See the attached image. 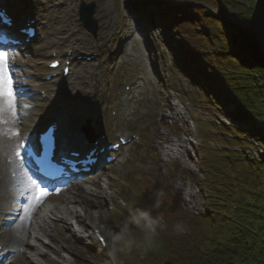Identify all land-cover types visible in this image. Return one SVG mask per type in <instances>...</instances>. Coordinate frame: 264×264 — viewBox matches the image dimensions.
Returning <instances> with one entry per match:
<instances>
[{
    "label": "rangeland",
    "instance_id": "1",
    "mask_svg": "<svg viewBox=\"0 0 264 264\" xmlns=\"http://www.w3.org/2000/svg\"><path fill=\"white\" fill-rule=\"evenodd\" d=\"M0 1L11 4L12 14L26 13L40 20L37 39L29 46L19 48L13 61L19 91L22 92L19 96L24 99L21 111L24 109L26 115L34 111L41 113V117L34 116V120H39L41 126L49 120L47 111H61L60 106L54 103V97L39 101L35 95L26 98L24 94L25 91L35 93V89L41 90L39 95L47 94L45 91L49 88L46 84L49 83L45 81V78L49 72L46 66L52 59L49 57L51 51L57 49V52L65 53L70 45L69 42L63 44L60 42L61 37L63 39L67 36L63 33L67 29H61L60 25L61 20L66 19L72 25L75 35L89 37L98 42L95 44L96 48L94 44H89L85 48L88 40H83L81 45L83 48L81 50L87 51L86 54H93L96 59L88 62L83 68L84 73L77 78L84 86V92L78 94L80 96L77 103H90L91 107L87 108L92 112L95 108L101 110L100 133L109 137V141L116 142L122 135L133 138V142L121 150L118 160L107 166V169L93 179L99 181L98 187L89 183L73 184V181L67 184L71 191H75L78 186L83 188L88 186L92 187L96 193L104 180L111 184L109 189L111 199L85 193L86 202L83 204L88 208L85 223H87L86 228L90 238L83 239L78 233L70 235L61 225L55 227L54 232L57 236L54 238L58 240L59 246L64 240L62 242L65 245L63 256L70 261V264H101L102 260L107 259L106 249L100 248L94 237V229H99L104 235L103 229L106 225L114 226V221L123 219V216L116 211L119 208L116 204L118 196L127 197L137 202L138 206L146 207L152 203L151 194L163 188L167 193V200L159 211L164 215L168 216L169 209L179 208L191 213L206 212L210 187L203 184L205 172L201 165V149L207 142L215 150L223 151L228 148L214 136L219 134L215 124L231 125L230 122L238 120L232 114L236 112L232 105L236 106V104L229 100L228 96H221L217 101L222 104L217 107L207 96L206 90L184 73V67L188 68V66L183 63L181 38L177 36L173 28L163 26L159 22L166 2L164 0H84L97 3L95 17L99 19L100 27L97 36H94L81 25L79 20V4L82 0ZM223 12L232 15L237 13V9H228ZM222 22L225 26H229V22ZM246 24L247 22L239 29V34L247 32ZM247 26L249 27V20ZM227 29L225 30L226 40L230 50L234 46L231 37L233 30ZM50 35L53 38V44L48 47L46 40L50 38ZM102 37L105 39L100 41ZM189 67L192 68L191 65ZM92 68L97 71L100 93L95 98L92 95L88 100L87 92L94 90L90 81ZM74 78L76 73L73 76L70 75L66 81L69 84ZM56 87L61 85L57 83ZM67 89L63 90L65 93H70V89ZM211 93L217 95L214 90ZM174 103H178V107L184 110L188 118L187 124L193 128V133L189 135L194 142V147L191 149L192 158L167 157L160 146L161 141L158 138L160 133L165 132L169 137L185 133L186 123L177 118L167 117ZM230 106L231 109H229ZM26 115L21 113L18 115L16 111V124L22 125L28 117ZM68 119V127L64 125L65 131L66 128L72 129L74 127L72 125L77 122L76 117H68ZM260 119L264 121V116ZM23 131L26 133L25 128ZM250 132L243 138L248 141L255 140L258 136L252 130ZM16 133L18 132L15 131L14 135ZM17 137L18 135L15 136V147L17 146L18 150ZM260 141L253 143V146L259 147ZM239 147H234V150ZM16 159L14 155V160ZM10 160L11 158L5 166L11 170L14 160ZM169 186L171 187L168 188ZM183 187L191 190L193 194L187 197ZM7 196L2 199V203L5 207L14 206L11 210H16V202L6 201ZM190 198L197 201V208L189 207L187 199ZM95 202L99 207L94 206ZM98 211L100 214L97 213ZM121 211L124 215L127 214L126 210ZM8 219L11 220L7 215H0V225L7 224ZM43 240L49 248L54 247L53 243L48 244L50 240L46 236H43ZM1 241L6 242L7 247L12 250L10 264H38L28 258L26 253L20 256L12 237L8 234H5ZM161 245V239L158 237L147 252L142 254L134 252L128 264H137L135 256L144 257L159 250ZM41 250L48 251L44 246ZM48 252L51 258H58V255L53 252ZM45 264L52 263L47 261Z\"/></svg>",
    "mask_w": 264,
    "mask_h": 264
},
{
    "label": "trees",
    "instance_id": "2",
    "mask_svg": "<svg viewBox=\"0 0 264 264\" xmlns=\"http://www.w3.org/2000/svg\"><path fill=\"white\" fill-rule=\"evenodd\" d=\"M172 1L177 4L167 5L159 22L173 28L181 38L183 63L188 66L184 73L206 90L217 107L222 104L217 99L228 96L238 110L232 113L235 119L263 117L264 67L250 55L247 26L255 0ZM213 7L237 9L229 26L213 14ZM246 22L247 32L241 35L238 31ZM225 27L233 30L234 46L230 50ZM215 126L219 134L214 136L228 148L215 150L207 142L201 149L203 184L210 187L207 211L169 209L165 222L170 227L183 221L186 233H161L159 250L135 256L137 264H264V160L234 150L250 145L243 138L248 134L246 128Z\"/></svg>",
    "mask_w": 264,
    "mask_h": 264
},
{
    "label": "bare ground",
    "instance_id": "3",
    "mask_svg": "<svg viewBox=\"0 0 264 264\" xmlns=\"http://www.w3.org/2000/svg\"><path fill=\"white\" fill-rule=\"evenodd\" d=\"M16 17L20 19L22 14L18 13L16 14ZM60 25L61 29H67L65 32H63L67 34V36H64L63 39L61 37L60 42L62 44L69 42L74 49L73 52L75 54L79 53L80 50L83 49L81 47L83 40H88L85 48L88 47L89 44H94V48H96L95 44L98 43L97 41H94L89 37H81L80 35L72 34V25H70L68 20H61ZM59 35L62 36L61 33H59ZM52 44L53 38L50 35V38L46 40V45L50 47ZM54 50L57 51V49ZM62 57L66 58V60H73V62L75 61V58L69 57L68 55ZM78 65L79 67L75 72L76 78H74L73 81H70L69 84L66 83V78H63V76L59 77L60 79L58 83L60 85L61 83H66V89L69 85L68 89H70V93H65V90H63L61 87H56L52 84H46L49 88V90H47V98L54 97L55 103L60 106V110L64 113V115H61L60 112L57 113L58 110H52L51 112L47 111V113L50 114L49 121L57 120L59 124L62 125L59 129V141L61 145H67L71 148L78 144L80 139L85 135L84 128L81 130L79 125L82 123L84 127V123H89V118L93 117V112L86 107V103H77L80 96L78 94H81L82 91L84 92V86L77 78H79L80 74L84 73L83 68L87 64L80 63ZM91 71L92 76L90 81L94 86V90L93 92H87V95L89 96L88 100L92 95L94 97L99 92L97 71L93 68ZM91 84L87 85L89 86ZM39 91L41 90L35 89L34 95L39 101H43L42 97H40L41 95H39ZM20 102L23 105L24 99L20 98ZM0 103H2V101H0ZM178 106V103H174L173 109L169 114H167V117L177 118L186 123L185 133L174 137H169L165 132H162L158 138L161 141V149L167 157L181 156L185 159H188V157L192 158L191 149L194 147V142L189 136L191 133H193V128L187 124V115L184 110ZM18 112V115H20V113L22 115H26V111L24 109H22V111L19 110ZM41 115L42 114L37 111L27 113L26 116L28 117L25 120L23 126L20 127L16 124V116L13 117L7 110L0 113V120L8 121L7 123H0V215H7L11 218V220L8 219L7 224L0 225V245L5 247L8 246L6 242L1 241V238H4V235L8 234L12 237L13 242L15 243L16 251L20 252V256L26 253L28 258L34 260V262H37L38 264H45L47 261H50L52 264H70V261H68L63 256L65 245L62 242L64 240L60 242L59 246V244H57L58 240L54 238L57 236L54 232L55 227L57 225H61L66 228V232H68L70 235L78 233L83 239L90 238L86 228L87 223H85V217L88 211V208L83 204L86 202L85 193L90 195L97 194V196L100 195L104 199H111L109 194L111 184L109 181L104 180L103 184L100 185L101 191L99 189L98 193H96L92 187L89 188L88 186L84 188L78 186L76 187L77 189L75 191H71L69 187H65L58 192L55 191V188L51 186L49 189L52 190L48 191L49 195H47L41 203L37 204L32 199V196L36 191V185L38 184L37 181L32 179L22 166H20V168L17 169V173L14 174L10 171V169H8V166H5V164L8 163L9 158L14 160V155L17 157V146L15 147L16 135H14L15 131L24 130L25 128L26 132H28L27 136L33 138L37 133L40 132L38 130L43 131L45 129L39 128L41 126L39 120H34V116L41 117ZM68 117H76L78 122L72 125L74 126L72 129L66 128L65 131V126L68 127ZM246 130L248 133H250V129L246 128ZM20 137L21 135L18 137L19 143L23 139ZM184 164H186L185 161ZM88 183L94 187L99 186V181L97 180H90ZM183 190L187 197H190L193 194L192 191L186 187H183ZM6 195H8L6 197V201L16 202V210H11V208L14 206L5 207V204L2 203V199ZM187 201L189 207L194 209L198 207L196 200L190 198L187 199ZM94 206L99 207V205L97 206V202H95ZM97 213L100 214L99 211ZM75 226L78 227L75 228ZM43 236H46L50 240L48 244L53 243L54 247L49 248L46 246ZM42 246L47 248L48 251L58 255V258H51V255L48 251L46 252L45 250H41ZM7 248L11 250L10 247Z\"/></svg>",
    "mask_w": 264,
    "mask_h": 264
},
{
    "label": "clouds",
    "instance_id": "4",
    "mask_svg": "<svg viewBox=\"0 0 264 264\" xmlns=\"http://www.w3.org/2000/svg\"><path fill=\"white\" fill-rule=\"evenodd\" d=\"M151 198V205L141 207L127 197H117L116 204L119 208L116 211L123 219L116 220L114 226L106 225L103 229L107 259L102 260L101 264H128L134 252H147L161 233H186L187 225L183 221H176L169 227L163 212L159 211L166 203V191L163 188L157 189L151 194ZM121 210H126L127 214L124 215Z\"/></svg>",
    "mask_w": 264,
    "mask_h": 264
},
{
    "label": "snow or ice",
    "instance_id": "5",
    "mask_svg": "<svg viewBox=\"0 0 264 264\" xmlns=\"http://www.w3.org/2000/svg\"><path fill=\"white\" fill-rule=\"evenodd\" d=\"M8 22V21H5ZM0 39L3 40L4 43H8V37L2 36ZM16 92L14 89V73L11 72L8 61V53L6 51L0 50V113L7 110L13 117L16 116ZM28 107V106H25ZM6 120H0V123H7ZM58 126H53L48 128L43 136L39 138V143L41 144L44 156L42 159V163L45 167L52 170L53 174L56 170V165L53 163L49 151L50 149L55 147L56 142V133L58 132ZM19 135V133H16ZM21 148L26 147V145H21ZM99 151V149L97 150ZM16 155L20 158L21 162L24 160V155L21 151H17ZM95 155V152L93 153ZM49 195L46 188L41 187L40 185H36V191L32 196V199L37 203H41L43 199ZM103 240V237H101Z\"/></svg>",
    "mask_w": 264,
    "mask_h": 264
},
{
    "label": "built area",
    "instance_id": "6",
    "mask_svg": "<svg viewBox=\"0 0 264 264\" xmlns=\"http://www.w3.org/2000/svg\"><path fill=\"white\" fill-rule=\"evenodd\" d=\"M213 14L221 19L222 21L229 22L232 20L231 15L225 14L223 11H221L218 7L211 8ZM224 13V14H223ZM225 30L227 31V27H225ZM227 101V100H226ZM228 108V105H227ZM232 108L237 111V107L233 104ZM231 109V106L229 107ZM230 124L238 129L240 128H248L250 131L252 130L254 134H256L255 140H247L250 145L248 146H240L239 148H236L235 150L240 152V154L251 157L257 160H264V121H262L260 118L252 119V118H246L242 121L236 120L235 122H230ZM251 133V132H250ZM253 135V134H252ZM261 140V141H260ZM256 141H260L259 147H254L253 143Z\"/></svg>",
    "mask_w": 264,
    "mask_h": 264
},
{
    "label": "water",
    "instance_id": "7",
    "mask_svg": "<svg viewBox=\"0 0 264 264\" xmlns=\"http://www.w3.org/2000/svg\"><path fill=\"white\" fill-rule=\"evenodd\" d=\"M90 7H95L94 4H90ZM87 4L82 5V9L86 8ZM91 19L94 25L96 20L93 19L94 10L90 11ZM90 19V20H91ZM84 24L87 23L85 16L83 17ZM92 31H96L95 27L90 28ZM249 29L251 34L250 42V55L256 62L264 67V0H255V4L252 10V14L249 19Z\"/></svg>",
    "mask_w": 264,
    "mask_h": 264
}]
</instances>
